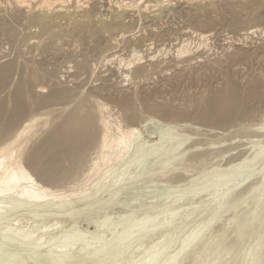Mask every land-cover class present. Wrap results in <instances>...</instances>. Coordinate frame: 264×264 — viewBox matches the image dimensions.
Returning <instances> with one entry per match:
<instances>
[{
	"label": "rangeland",
	"instance_id": "rangeland-1",
	"mask_svg": "<svg viewBox=\"0 0 264 264\" xmlns=\"http://www.w3.org/2000/svg\"><path fill=\"white\" fill-rule=\"evenodd\" d=\"M38 1L22 8L0 0V137L40 117L26 146L27 166L52 189L87 190L68 208L30 204L11 212L0 229L26 230L46 249H64V240L71 246L77 238L82 246L88 237L90 252L107 245L102 264H144L151 251L165 252L155 263L165 264L166 255L199 233L180 264H196L202 251L204 264H264V0L174 1L159 16L144 6L121 11L109 0H68L46 12ZM201 32L211 34L205 43ZM133 56L140 59L128 65ZM99 105L114 125L136 126L138 139L85 185L101 134ZM78 114L94 137L85 140L83 132L71 148L63 127ZM137 145L157 148L143 175H137ZM128 164L125 178H136L131 188L127 182L109 188ZM164 219L172 225L162 227ZM152 223L161 226L151 230ZM124 232L131 239L123 246L116 240ZM28 247L12 264H52ZM0 251V264L14 256L1 245Z\"/></svg>",
	"mask_w": 264,
	"mask_h": 264
},
{
	"label": "bare ground",
	"instance_id": "bare-ground-1",
	"mask_svg": "<svg viewBox=\"0 0 264 264\" xmlns=\"http://www.w3.org/2000/svg\"><path fill=\"white\" fill-rule=\"evenodd\" d=\"M13 1H14V3H16L17 5H19L21 7L23 6V7L30 8L31 4H33V2L38 1V0H13ZM67 1L68 0H39L37 2V5H40V8L46 10V12H47V10H52V9H54V7L64 6V4L67 3ZM69 1H72V0H69ZM109 1H110V4L114 3L113 5L118 10H121V11H137V12L139 11L140 12L141 9H142L141 7L144 6V9H147V10L149 9L152 12V16H159L161 14L156 15V13L159 12L162 9L163 6L172 5V3L174 1L180 2L182 0H158L156 3L151 4V5H149V4L143 5L146 2V0H109ZM78 2H80V1H78ZM173 4H175V3H173ZM37 8H38V6H37ZM63 9H65V8H63ZM26 10H27V8H26ZM36 11H38V10H36ZM87 18L89 19V17H87ZM80 22H78V23H80ZM48 28H49V25H48ZM254 29H252V31ZM209 36H211L210 33L206 34V33H202L201 32V33L198 34V37L201 40L200 41L201 43H205L208 40ZM184 51H185V49H184ZM133 54H135V53H133ZM177 54H178V52H177ZM183 54H185V53H183ZM115 56L118 57L119 55H115ZM138 58H136V57L134 58V56H133L131 62L128 63V65H131L133 62H135L136 60L140 59V58L139 59ZM121 62H122V60H121ZM124 62H126V61H124ZM126 65H127V63H126ZM93 101H94V99H93ZM94 102H96V101H94ZM98 108H99L98 109V111H99L98 125L100 126L101 134H100L99 138L97 139L98 140V143H97V146H96L97 148L95 147L96 151L98 149L97 156H96L95 160L92 162V167L89 170V173L85 176L87 178L86 181L83 183L85 185H87L86 183L91 179V177L92 178L93 177H97L99 174H101V167L103 165L108 164L111 161L121 160V158L124 156V154L129 151V149L131 148L132 144L135 143L137 141V139H138V137H137L138 136V129L136 128V126L135 127H127V128H122L120 125L116 126V125H114V123L111 121V119L108 116H105L103 114L104 106L99 105ZM109 108H110V106H109ZM110 112H111V110H110ZM146 115H147V113H146ZM73 116H75V115H73ZM112 116H114V115H112ZM72 117H71V120H72ZM139 117H140V115H139ZM141 118H140V120H141ZM40 119H41L40 117L33 116V117L29 118L28 120H26L22 125L20 124L21 126L19 128L17 127L18 129H16L13 133L9 134V137L6 138V140L3 139L4 140L3 141L2 138L0 137L1 140L3 141V142L0 141L1 142L0 143V221H2V219H4L9 213H11V212L17 213L19 210H22L24 207H26V206H28L30 204L39 205L41 207L48 208V206H53V205H56V203H60V204H63V205H61V207L64 206V207L68 208V205L72 201H75V196L76 195L80 196V194H82L83 192H85L87 190V189H85L87 187L82 186L80 183H79L80 187H74V185H73V189H71L72 188V185H71V188L69 190L65 189L67 187H65L64 189L61 188V187H60L61 189H52L49 186H47V184L45 185L46 182L43 183L42 180L38 179L37 176H35L34 173L31 171L32 168L30 169L29 167H31L33 165V164L31 165L32 162L29 164L31 166H27V163H26L27 161L25 162V159H24V158H26V157H24L26 146H27L29 140L32 139L31 137H32L33 130L37 126V124H39L38 121H40ZM94 119H95L94 115L89 113L88 120L94 122ZM44 120H45V118H44ZM46 120H48V119H46ZM86 121H87V118H85L84 115L78 114L77 117L74 120H72L69 125L65 126V124H64L65 127H63V133L62 134H64L63 137H64V139H66L65 141H66L67 144L64 143L65 141L62 140V138H61L63 143L66 144V145H69V146H71V148H73L74 146H76V145H78L80 143L79 141H80V138H81V133H83V132L85 133V138H84L85 140L93 138L94 137L93 134H91V135L87 134L88 128L85 129L87 127L86 126ZM43 123H44V121H43ZM68 123H69V121H68ZM92 123L89 122V124H91V125H92ZM91 133H93V132H91ZM1 136L3 137V135H1ZM60 136H61V134H60ZM4 138H5V135H4ZM94 140H96V139H94ZM58 143H61V141L58 142ZM56 145L58 147H61V145L59 146V144H56ZM66 145H63V146L67 147ZM156 149L157 148H154V147L149 148V149H145L142 145H137V148H136L137 152L136 153L137 154L139 153L140 154V158H141L140 161L138 162V166H137V168H139L138 171H137V175L145 174L146 164L148 163L149 159L155 154ZM67 155H68V153H67ZM130 165L128 164V166L126 167V169L124 170V172L120 176L114 177L110 181L109 188H111V187L115 188V187H117V186H119V185H121V184H123L125 182H127V186L125 187V189L131 188V186L135 182L136 178L135 177L125 178V173L128 171ZM36 175H37V173H36ZM38 176H40V175H38ZM104 176H105V178H107L109 175H104ZM83 179H81V180H83ZM81 180L79 179V181H81ZM77 184H78V182H77ZM102 184H104V182L99 179L98 182L95 185L96 189H98V190L101 189L103 187ZM210 186H211L210 184H207V185H205L204 189H206V188H208ZM57 188H59V187H57ZM115 195H117V193L114 194V196ZM53 201H56V202H53ZM109 201H111V200H109ZM37 210H39V209H37ZM168 213L170 214V217L171 216L175 217V216L171 215L172 212H168ZM173 213L175 215V212H173ZM255 216H257V210L252 214V217H255ZM143 218H145L144 220L146 221V217L144 216ZM149 218L150 217H148V219ZM155 218H157V220H158V217H155ZM155 218H154V220H155ZM107 219H109V217ZM152 219H150L149 221H151ZM135 221H136V219H135ZM135 221H134V223H135ZM138 221H139V219H138ZM140 222H139V224L141 225ZM132 223H133V221H132ZM172 223H173V219H171L169 221H166V222H165V219H164V223L163 224H162V222H160V224H162V227H169V226L172 225ZM146 226L148 227V223H146ZM160 226H158L157 224H153V223L150 225V227L152 228L151 230H155V229H157V227H160ZM203 227H207V225L203 226ZM129 228H130V226H129ZM133 228L134 227H132V230H133ZM142 228H143V226H142ZM141 230L144 231L143 229H141ZM147 230H148V228H147ZM25 231L26 230H23V229H14L12 226H10L9 228L0 229L1 250L6 251V252L8 250L9 253H10V251H12L13 254H14V256H12V257L10 256V259L8 258L9 261L7 260L4 264H12L15 261L17 263V260H15L17 258L16 255L17 254L19 255V254H21L22 251L24 252L25 249H28L29 245L31 246V251L33 252V254H35L36 256L39 255V257L41 256L44 259L45 258L48 259V262H50V260H51L52 264H53V262H54V264H66V263L68 264L70 260L74 259V257L82 258L83 260H88V259L90 260V258H93V259H95V262H93L94 264H96V263L97 264H102L103 261H105V259L103 258V252L105 251V249H106L105 247L107 245L105 247L103 246L102 248H98V246H97L98 249L96 248L95 250L93 249L94 248L93 247L92 248L93 250H91V252H90V251L87 250L89 248V245H91V241L87 242L88 241V237H87V241H85V239H86L85 237H84L85 239L82 238V240H81L82 241L81 242L82 246L80 245V246L76 247L77 243H80V242H77V241H80V239H78L76 237L77 239H74V240L72 239L73 240V242H72L73 244L71 246H70V244L68 245L67 240H64L63 243H65V244L62 245V247L63 246L66 247L64 249H60V248H59L60 250L56 249L57 247H59L58 245H57L56 248H54V247L52 248L51 247L50 249H46L45 247L47 245L44 246V242L43 241H41L37 237L33 236L32 233H28V232H25ZM47 231H49V230H42L43 233L47 232ZM130 232L132 233L131 230H130ZM130 232H124V234L121 236V238L119 240H116V242H118L117 244H119V245L122 244L123 245V243H126L128 240H130L131 239L130 238ZM138 232H140V231H138ZM113 233H114V231H113ZM121 233L119 235H117L116 237L120 236ZM135 233L136 232H134V234ZM154 233H155V231H154ZM115 234H116V232H115ZM137 234H139V233H137ZM142 234H143V232H142ZM68 235H69V233H68ZM88 235L89 234H87V236ZM131 235H133V234H131ZM137 236H140V235H136V237ZM198 236H199V233H195V234L192 233L190 236L185 238L184 241L182 242V246H181V249H180L179 253H177L176 255H173V254L171 255L170 254L171 256H167L166 255L167 260H166L165 264H180L181 260L183 259V257L189 253L192 244L195 242V240L197 239ZM69 238H70V235H69ZM55 240H58V239H55ZM172 241H173V238H170L169 242L172 243ZM160 243H162V242H159V243L155 244L152 248H156L157 246H159ZM46 244H49V243H46ZM52 244H53V241H52ZM114 245H116V244L114 243ZM68 246H70V247H68ZM109 246H111V245L109 244ZM108 249H109V247H108ZM109 251H111V250L109 249ZM0 252H2V251H0ZM6 252H4V253H6ZM32 252L30 253L31 255H32ZM158 253L159 254H155L154 252L151 251V253L147 256V258L144 259L143 263L144 264H155L157 259L159 258V255H164L165 254V252H158ZM105 254L107 255V253H105ZM7 255H8V252L6 253V256ZM22 256H24V255H22ZM19 257H21V256H19ZM101 257H102V259H101ZM38 258H37V260H38ZM205 258H206V253H205V251H202V252L199 253L198 257L195 258V263L196 264L197 263L198 264H200V263L204 264L205 263ZM99 259H101L102 261L100 262ZM21 260H19V261H21ZM28 261H31V260H28ZM202 261H203V263H202ZM114 262H113V264H114ZM24 263L26 264V262H24ZM89 263H90V261H89Z\"/></svg>",
	"mask_w": 264,
	"mask_h": 264
}]
</instances>
